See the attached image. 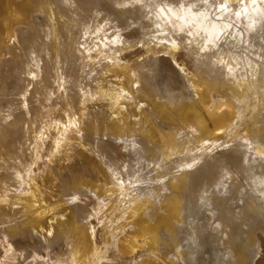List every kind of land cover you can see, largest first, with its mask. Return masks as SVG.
<instances>
[{
    "label": "bare ground",
    "instance_id": "6f19581e",
    "mask_svg": "<svg viewBox=\"0 0 264 264\" xmlns=\"http://www.w3.org/2000/svg\"><path fill=\"white\" fill-rule=\"evenodd\" d=\"M0 264H264V0H0Z\"/></svg>",
    "mask_w": 264,
    "mask_h": 264
}]
</instances>
